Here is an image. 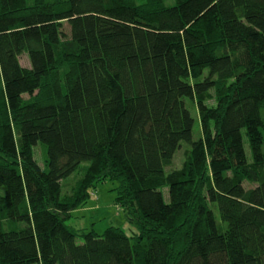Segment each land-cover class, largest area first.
I'll return each mask as SVG.
<instances>
[{
    "label": "trees",
    "instance_id": "16d2710c",
    "mask_svg": "<svg viewBox=\"0 0 264 264\" xmlns=\"http://www.w3.org/2000/svg\"><path fill=\"white\" fill-rule=\"evenodd\" d=\"M28 1L0 0V264H264V0ZM106 181L131 235L66 222Z\"/></svg>",
    "mask_w": 264,
    "mask_h": 264
},
{
    "label": "rangeland",
    "instance_id": "374dc122",
    "mask_svg": "<svg viewBox=\"0 0 264 264\" xmlns=\"http://www.w3.org/2000/svg\"><path fill=\"white\" fill-rule=\"evenodd\" d=\"M47 2H52L53 0H45ZM142 0H135L136 3H140ZM30 4L33 0L28 1ZM174 4V0H167L164 5L170 6ZM20 64L23 67H28V60L25 56L20 58ZM211 98L206 99L207 105H212V92H210ZM186 107L189 109L190 113L195 119V124L193 128V139H198L201 135L200 128V115L197 111L196 104L194 101H185ZM40 144L34 148V158L39 166H42L43 162V150ZM245 151L247 157L250 158V151L247 142H244ZM190 147L186 144L181 145L179 150L175 153L173 161L170 166L165 168V174L167 177L177 176L186 165L189 157ZM80 178V172L74 173L68 179L62 182V193L71 194V188L74 186L76 181ZM100 182V181H99ZM98 182V183H99ZM96 184L95 190L90 193V199L87 203L80 208L76 209L71 213V218L66 221L67 224L74 226L77 229H94L95 232L101 234L108 226H116L123 228L128 235L132 232H136L135 224L129 220V216L125 214L122 209L114 204L115 198L117 196L116 188L118 183L106 181L103 183ZM245 187L254 186L249 180H243ZM163 195L165 199H168L167 188L163 189ZM0 228H3L2 222L0 223Z\"/></svg>",
    "mask_w": 264,
    "mask_h": 264
}]
</instances>
